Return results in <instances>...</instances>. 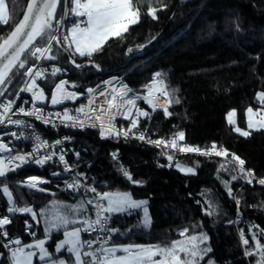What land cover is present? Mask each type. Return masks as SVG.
Instances as JSON below:
<instances>
[{"label": "trees", "instance_id": "16d2710c", "mask_svg": "<svg viewBox=\"0 0 264 264\" xmlns=\"http://www.w3.org/2000/svg\"><path fill=\"white\" fill-rule=\"evenodd\" d=\"M7 2L9 22L0 24V43L19 23L29 0ZM134 3L140 8V22L130 26L122 38H110L92 55H79L80 67L70 65L66 51L53 46L56 61L67 67L68 72L63 75L67 83L82 90L88 84H97L117 74L133 90L145 91L144 86L150 83L153 73L162 70L175 100L179 101L169 108L171 114L152 111L140 101V109L149 115L139 116L135 128L131 123L134 119L119 123L131 131H156L167 140L176 138L182 131L183 141L191 145L217 144L228 151V157L239 156L248 168L264 178V130H251L245 137L227 121L228 112L235 109L239 125L247 128V108L261 107L257 93L264 91V0H134ZM149 7L158 9L156 19L147 14ZM62 8L63 0L57 10L58 18ZM55 28L54 22L52 34ZM46 44L44 38L36 46ZM22 60L26 61L25 68L17 66L12 70L0 88L4 89L0 101L16 94L25 69L36 58L26 53ZM63 76L51 74L44 81L49 98ZM77 141L86 149L79 168L85 171L88 181L105 182L103 191L126 190L148 201L152 221L149 229L138 226V212L111 215L112 227L119 230L114 233L115 244L170 246L187 228V235L201 232L208 235L207 244L217 264H264L255 244L259 240L264 247V235H261L264 186L248 183L240 168L229 160L174 154L169 165L166 159L158 158L159 151L154 147L134 138L102 139L93 129L80 131ZM178 163L190 165L196 172L185 173L177 168ZM125 171L132 180L124 175ZM37 174L47 178V182L37 188L28 187L25 178ZM233 176L237 179L233 180ZM5 185L12 193L11 201L3 193ZM53 202L65 207L69 221L87 212L85 198L68 188L62 175H51L49 169L38 172L34 164L27 163L0 177V218L10 215L11 221L1 228L8 236L0 235L3 253L0 264H12L1 241L18 239L20 244H28L50 237L47 246L54 249L64 231L77 225L69 223L53 229L42 214ZM81 204L86 207L80 208ZM10 207L31 208L36 216L9 212ZM241 232L249 241L247 245ZM40 263L36 258V264Z\"/></svg>", "mask_w": 264, "mask_h": 264}, {"label": "snow or ice", "instance_id": "6c2138e0", "mask_svg": "<svg viewBox=\"0 0 264 264\" xmlns=\"http://www.w3.org/2000/svg\"><path fill=\"white\" fill-rule=\"evenodd\" d=\"M69 4L71 7H69ZM61 6V0H29L27 4V10L23 15V19L15 26L14 30L11 32L9 37L0 43V85L5 83V80L9 78V74L14 68L19 66V68H25L26 61L22 60L21 57L25 53H30L31 56L37 59H55L51 56L52 41L57 44L66 45L65 50L74 49L75 53L80 56L92 55L96 51L100 50L110 38H122L126 33H128L130 26L136 25L140 22L141 13L140 8L134 3V0H63V8L61 9V15L57 16V10ZM163 7H166L164 5ZM158 9L155 7H149L147 14L153 19H156V13ZM74 16L78 19V22L74 23L67 31L63 34L62 39L60 35L52 34L54 27V22L56 25H63L65 19L68 16ZM86 18V19H84ZM9 22V14L6 5V0H0V23L7 24ZM56 32L60 31L59 27H56ZM47 38V46L44 48L38 47L37 41L39 39ZM141 48L144 45L140 46ZM131 51V50H129ZM47 54V55H46ZM75 64V61H72ZM80 67V65H76ZM96 67H99L98 65ZM61 71L58 68L52 69V74L55 75L57 72ZM27 75L34 77H43L42 71H36L33 73V68H27ZM162 73H155V79L151 81L149 85H146L148 95L143 97L147 102L152 105L153 110L157 108L156 101L158 100L157 94L168 97V104L173 103L168 91L167 85L161 79ZM105 83H111L105 82ZM66 81L61 80L55 85L51 97L52 104H61L64 100L76 99L77 94L74 92H66L64 90V85ZM39 88L36 83V79L33 78L31 84L26 88L21 89V91L31 92L35 100H45L44 91L42 88L39 91H33V89ZM89 93L95 92V89H87ZM131 91L127 85H122L121 89H113L112 94L106 99L105 103L107 107L105 108L103 104L97 107H92L95 103L94 100L89 101V109L91 112H96L99 109L100 114L95 116L96 120L100 121V127L102 129V135H120L121 132L115 128L112 121L115 119L116 114L125 115L126 118L130 117L133 108L136 105V99H126L128 93ZM82 94V93H81ZM4 95V89H0V96ZM99 95L104 96L105 93L102 91ZM257 99L259 105L261 106L260 111H254L252 107L246 110V124L248 130H243L236 125L234 117L236 116V110H232L227 114L228 123L234 125V130L240 133L242 136H249L251 130H264V91L257 94ZM178 103L179 101H175ZM15 101H8L5 104H0V108L3 109L0 112V125H4L7 120L8 124L20 125L23 122L20 120H12L7 117L6 114L12 110V106ZM127 106V107H125ZM163 108L166 115H170L168 108L166 106L160 105ZM125 109L121 112V109ZM83 107L77 111L83 112ZM19 112L24 113V108H19ZM41 110L35 108L33 111L25 113L26 115L35 116L37 119H42L40 115ZM104 114H107L108 120L105 123L102 118ZM51 115V114H49ZM60 116L59 113L56 114ZM138 116L147 117L149 113L147 111H138ZM258 117V118H257ZM65 121H71L75 119L74 117L68 115V111L65 110L63 117ZM46 123L50 121L45 119ZM79 126H83L82 122H78ZM132 127H137L138 121H131ZM76 126V125H73ZM130 131V130H129ZM123 135L127 136L128 131H124ZM22 135V134H21ZM12 137L20 139L16 136V133H11ZM141 140L145 139L144 135L141 134L139 137ZM185 138L184 132H179L177 137L171 141L156 140L150 141L157 145H164L165 147H170L172 149H177L180 152H201L203 155L215 154L217 156H228L229 153L226 149L217 150V145L213 144L210 150L202 151L197 147H191L187 145H178L177 139L183 141ZM36 140L39 141L38 148H43L47 146L46 141H41L40 137L37 136ZM62 141H56V144H61ZM12 148L8 144L3 142V138L0 137V177H5L8 172L15 171L26 163L34 162L37 165H43L47 161L52 159L51 155H45L42 158L34 159V153L28 154H11ZM7 153L8 155H4ZM79 155V154H77ZM115 155V154H114ZM233 160H235L241 167L240 172L244 174L248 183L252 182L254 177V172L252 170L245 171L244 164L245 161L239 156L232 154ZM60 161L65 163L66 170L67 162L65 161L64 155L59 156ZM171 161L172 156H168ZM12 167H9V166ZM177 167L181 171H187L193 173V168H184L177 164ZM223 167V165H221ZM56 175V174H54ZM124 175L132 180V176L129 172L125 171ZM233 180L237 177L233 176ZM45 182L41 181L39 177H29L24 183L31 188H37L38 183ZM133 183H141L140 181H133ZM260 185H264V178L258 180ZM79 180L74 181L72 184H68L67 187L71 189H78ZM43 191V189H41ZM92 193H96L95 196V219H85L83 223V228L75 227L71 231H65L63 235L65 239L57 245L56 251L59 252L65 245H67V251L69 253L75 254V264H199V261L203 257L211 252L210 248L200 249L199 244L208 239L207 235L200 234L199 236H187L188 229L185 228L181 231L180 235L185 237L184 240H174L171 242L170 246L161 247L159 245H123V246H107L109 241L112 239L110 233H118L116 228H108V221L111 220V216L105 215L106 213H119L128 208L137 209L144 206V224L145 226L150 224V218L148 216V209L145 206L147 201H138L133 199L132 194L129 192H103L98 193L95 187L90 189ZM3 193L8 197L9 200L12 199V193L9 191L7 185L3 187ZM229 194H231V189H229ZM106 201V204L103 203ZM93 203L92 200L87 201L88 205ZM239 203V202H237ZM80 208H85L86 205L81 204ZM9 212H28L32 213L33 216L36 215L31 208H17L10 207ZM59 224L53 223V228H59L61 225H68L69 223L76 224L77 221H69L66 216L58 217ZM11 221L8 217L0 218V228L4 225L9 224ZM93 231H103L106 237L101 239L97 236L96 239L92 240H82L81 233H91ZM5 237L8 236L6 231L3 232ZM243 236V232H241ZM253 238H255L256 233H253ZM261 235H264V230H261ZM13 243L19 245L20 240H15ZM99 243V247L93 251L82 252L85 245L89 248L93 244ZM243 243L247 245L249 243L248 239H243ZM257 254L260 255L261 261L264 262V247L260 245L259 240L255 241ZM45 240H37L34 245H27L28 248L39 249V259L45 260L51 254L44 247ZM5 248L8 245H4ZM118 252H123L124 255H117ZM184 254V258L181 257ZM252 255V253H247ZM2 255V254H0ZM13 261L15 264H33V257L36 253L33 251H25L24 248H16L11 252ZM83 256L90 257L91 260L85 261L82 259ZM159 256V259L156 257ZM51 264H67L65 260H53ZM211 264V262H210Z\"/></svg>", "mask_w": 264, "mask_h": 264}, {"label": "built area", "instance_id": "2783aa9c", "mask_svg": "<svg viewBox=\"0 0 264 264\" xmlns=\"http://www.w3.org/2000/svg\"><path fill=\"white\" fill-rule=\"evenodd\" d=\"M69 7H71L70 4H69ZM78 19L80 18L71 16V15L68 16L65 19V22L63 25H56V27L60 28V31L56 32L55 31L56 28H55L53 34L60 35L62 39L63 34L67 33V25L70 23L78 22ZM54 45H57L63 48L64 50L66 48V45L57 44L55 41H52L50 55L55 57V59H43V58L37 59L36 58V60L33 63L27 66V68L28 67L33 68V73H35L36 71H42L43 77H34V76L27 75V68H26L24 72V80L21 86L19 87L18 91L16 92V94L12 97L5 98L4 100L0 101V104H5L8 101H15V103L12 106V110L8 112L6 116L10 117L12 120H20L23 122L20 125H15V124H8L6 120L4 125H0V134H1V137L3 138V142L8 144L9 147L12 148L13 151L11 154L13 155L17 153L25 154V155L28 153H34L35 154L33 156V160H34V159L42 158L45 155H51L55 153V155L52 156V159L47 161L43 165H37L34 162H29L36 166V170L38 172H44L47 169H49V171L51 172V175L60 174L63 176V180L66 185L72 184L74 181L79 180L80 184H79L78 189H73V190L77 194L85 198L86 202L89 200L93 201L91 205H87V212L85 213V215L81 216L80 218L76 220L80 228H83L82 222L85 219H89V218L93 220L95 219V213H96L95 203L96 202L94 198L96 196V193H92L90 189L92 187H95L98 193H103V190L101 188L106 186L105 182L96 183V182L88 181L86 179L85 171L79 168V163L82 162V160L84 159L83 152H86V149L82 145H80L77 141V136L80 131H84L86 129L97 130L99 136L102 139H110L114 137L134 138L143 144H146V145H149L151 147L158 149L159 151L158 158H160V160L166 159L169 165H172L173 159L170 161L168 159V156L173 157L174 154H194V155H199V156L222 157L226 160H229L230 162H232L239 168L241 167L235 160H233V158H230L228 156L226 157L217 156L215 154L203 155L201 152H180L177 149H172L170 147H165L164 145H157L155 143H151L150 141H156V140L171 141V140H167L163 137L158 136L156 131H151V132L131 131L125 125L119 123V120H131L134 118L135 114L139 110L140 101H143L152 111H159V110L164 111L163 108L160 107V105L166 106L169 110V108L173 105L174 99L172 96L170 83L167 77L165 76V74L162 73L160 70H156L153 73L151 81L155 79V73L157 72L162 73L161 79L167 85V91L171 99L173 100V103L168 104V97H164L163 95L157 94L158 100L156 101V103L158 106L155 110H153L152 105H150L147 102V100L143 98L148 95V92L145 86H144L145 91L133 90L123 80V78L117 74L112 75L111 77L97 84H88L82 90L68 89V92H74L77 94L76 99L64 100L61 104L54 105L51 103V99L47 97L45 100H42L41 103H38L34 99L31 92L21 91V89L26 88L29 84H31L33 78H35L36 83L39 85V88L33 89V91H39V89L42 88L44 91V95H46L47 93L44 88V81L52 74V69L54 68L60 69L61 71L55 74L59 76H63L64 74H67L68 72L66 66H63L62 64L56 61L57 58L52 52ZM46 46L47 44L44 46H40V47L44 48ZM66 53L68 55V62L70 65L72 66L79 65V63L77 62V58L79 57V54L75 53L74 49H69L66 51ZM73 60L75 61V64L72 63ZM62 80L66 81L67 83L66 77L63 76ZM109 81L111 82L110 84L105 83ZM150 83H148L147 85H149ZM122 85H127V87L131 89L126 99L135 98L136 99L135 108H133L132 114L128 118H126L125 115H121V114L115 115V119L112 121V123L115 125V128L121 132L120 135H116L115 133L112 135H107V134L102 135V129L99 126L100 121L95 119V116L100 114L99 109L97 108L96 112H91L88 107L89 101L90 100L95 101L92 107H97L98 105L103 104L104 107L106 108L107 107L105 103L106 99L112 94L113 89L119 90L121 89ZM89 88L95 89V92L89 93L87 91V89ZM102 91L105 93L104 96L99 95V93ZM21 107L25 109L24 113H21L18 111V109ZM82 107L84 109L83 112L77 111L78 109H81ZM35 108H38L41 110L40 115L43 117L42 119H37L35 116H30V115L25 114L27 112L33 111ZM65 110L68 111V115L74 117L75 119L71 121L63 120L62 117H63ZM2 111L3 109L0 108V112ZM124 111L125 109L122 108L121 112H124ZM57 113H59L60 116H57L56 115ZM102 118L104 119L105 123H107V120H108L107 114H104ZM45 119L49 120L50 122L46 123ZM78 122H82L83 126L82 127L79 126ZM73 125H76V126H73ZM124 131H128L127 136L122 134ZM13 132H15L16 136L20 137V139H16L15 137H12L11 133ZM141 134L144 135L145 139L141 140L139 138ZM37 136L40 137L41 141L47 142V146L43 148H39L38 151H37V148H38L39 141L36 140ZM58 140L62 141V143L56 144V141ZM177 143L178 145H187L191 147H197L201 149L202 151L210 150L212 146V145L195 146L185 141H179V140H177ZM217 150L219 151V150H224V149L220 147L219 145H217ZM61 154L64 155L65 161L67 162V169L69 170H66L65 163L60 161L59 156ZM4 155H8V154L5 153ZM23 166H21L20 168H17L16 170L21 169ZM9 167H12V166L10 165ZM243 167L245 171L252 170L254 172V177L251 178L252 182L258 183V180L261 179V177H259L255 173L254 169L248 168L246 164H244ZM33 176L39 177L41 181L47 182L48 180L47 178H43L42 176L37 174V175H31V176L26 177L25 181H27L29 177H33ZM45 182H41V183H45ZM41 183H38V184H41ZM105 215L111 216L109 213H106ZM3 217H8V219L10 220V215H5ZM111 223H112V217H111V220L108 221V224H107L108 228H113ZM3 232L4 230H1L0 228V235H3ZM82 235L85 240H92V239H96L97 236L103 239L108 234H106L103 231H93L91 233L82 232ZM110 235L112 236V239L109 241L107 246H113V245L117 246V244L113 242L114 233H110ZM242 237L243 239H245L244 235ZM1 242H2V246L4 250L10 256H12L11 255L12 250H15L16 248H20L19 246L15 245L11 240L1 241ZM4 245H8V247L5 248ZM98 247H99V243L93 244L91 248L85 245V248L90 249V250H95ZM90 260L91 258H89V262Z\"/></svg>", "mask_w": 264, "mask_h": 264}, {"label": "rangeland", "instance_id": "374dc122", "mask_svg": "<svg viewBox=\"0 0 264 264\" xmlns=\"http://www.w3.org/2000/svg\"><path fill=\"white\" fill-rule=\"evenodd\" d=\"M74 23H70V24H68L67 25V28L69 29L72 25H73ZM162 73H163V71L162 70H160ZM115 75V74H114ZM171 87V86H170ZM171 90H172V87H171ZM173 92V91H172ZM259 92H261V91H259ZM258 92V93H259ZM257 93V94H258ZM47 95V94H46ZM45 95V97L47 98V96ZM173 98H174V102L176 101L175 100V96L173 95ZM38 103H41L42 102V100H36ZM253 108V110L254 111H260L261 110V107H252ZM232 110H235V109H232ZM232 110H230V111H232ZM138 111H145V110H138ZM229 111V112H230ZM228 112V113H229ZM139 118V116L136 114V116H135V118H134V120H137ZM258 118V117H257ZM234 119H235V121H236V125L235 126H239L241 129H243V130H248L247 128H242L240 125H239V123H238V119H237V113H236V116L234 117ZM228 121V120H227ZM234 125H233V127H235ZM0 137H1V134H0ZM181 167H184V168H193L194 169V172L193 173H195L196 172V170H195V168L194 167H192V166H190V165H186V164H182V163H178ZM178 168V167H177ZM179 170H180V168H178ZM183 172H185V173H189V172H187V171H183ZM193 173H189V174H193ZM39 185V184H38ZM9 188V187H8ZM9 191H10V189H9ZM11 192V191H10ZM103 192H129V193H131L130 191H126V190H105V191H103ZM132 194V193H131ZM132 197H133V199H135V200H138V201H147V199L146 198H136V197H134L133 196V194H132ZM8 198V197H7ZM12 200V199H11ZM10 200V201H11ZM104 203L106 204V201H104ZM146 207H147V209H148V216H149V218H150V224L149 225H147V226H145V224H144V219H145V217H144V206H142L141 208H137V209H132V208H128V209H126V210H124V211H121V212H127V213H131V212H138L139 214H140V221L138 222V226L139 227H141L142 229H149L150 227H151V214H150V211H149V206H148V201H147V204L145 205ZM42 214H43V219L46 221V222H49V224H53V223H57V224H59V220L57 219L58 217H63V216H65V207L62 205V204H60V203H58V202H53V203H51L48 207H45L44 209H43V211H42ZM110 214H115V213H110ZM36 216V215H35ZM82 216V215H81ZM81 216H78V217H76V218H74L73 219V221H76L78 218H80ZM77 224V223H76ZM75 227H80L79 225H76V226H73V227H71V228H68V229H66L65 231H71V230H73V228H75ZM53 229H57V228H53ZM64 231V232H65ZM200 234H205V235H207L206 233H203V232H201V233H198V234H193V235H195V236H199ZM193 235H187V236H193ZM244 235V238H245V234H243ZM207 237H208V235H207ZM81 238H82V240H85L84 239V237H83V235H82V233H81ZM65 239V236L63 235L61 238H59L58 240H57V242H56V244H55V247H54V249H51V248H49L47 245H46V242H47V240H48V237L47 238H45V239H40V240H45V245H44V247L49 251V253L53 256V255H61V256H59L58 258H57V261L58 260H65L66 262H67V264H75V254L74 253H69L68 251H67V245H65L64 246V248H62L59 252H57L56 251V247H57V245L58 244H60V242L61 241H63ZM185 239V237H183V236H181V238H179V239H177V240H184ZM208 239H209V237H208ZM208 239L206 240V241H204V242H202V243H200L199 244V247H200V249H206V248H210L211 249V247L207 244V242H208ZM246 239V238H245ZM35 242L36 241H34V242H32V243H28V244H21V248H24V250H30V251H35L36 253H37V255H38V257H39V249H37V248H28V247H26L27 245H34L35 244ZM129 244H133V245H152V244H144V243H137V242H128V243H120V244H117V246H123V245H129ZM85 251H93V250H90V249H86L85 247H84V249H82V252H85ZM211 251H212V249H211ZM254 253L256 252V250H254L253 251ZM62 253H64V254H62ZM50 255V256H51ZM117 255H124V253L123 252H119ZM49 256V257H50ZM86 257L87 256H83L82 257V259H84V260H86ZM181 257L182 258H184V254H182L181 255ZM156 259H159V256H157L156 257ZM54 260H56V259H54ZM53 261V259L52 258H50V259H46V260H43V262L41 263V264H51V262ZM210 262H211V264H217L216 262H215V260H214V258L211 256V252H209V253H207L204 257H203V259H201L200 261H199V264H210Z\"/></svg>", "mask_w": 264, "mask_h": 264}, {"label": "crops", "instance_id": "0c3cea01", "mask_svg": "<svg viewBox=\"0 0 264 264\" xmlns=\"http://www.w3.org/2000/svg\"><path fill=\"white\" fill-rule=\"evenodd\" d=\"M6 5H7V9H8V14H10L9 13V6H8V2H7V0H6ZM84 19H86V18H84ZM74 23H76V22H74ZM0 24H3V23H0ZM67 31H68V28H67ZM64 90L66 91V92H68V89L66 88V86L64 85ZM50 241V237H48V240H47V242H46V245H47V243ZM26 252L27 251H30V250H25ZM33 252H35V251H33ZM36 253V252H35ZM0 254H2V255H0V260L2 259V257H3V253L2 252H0ZM182 255V254H181ZM52 257V255L50 256V257H46L45 258V260L46 259H50ZM36 258H38L39 259V257H38V255H37V253H36V256H34L33 257V264H36ZM54 259H56L57 260V258H53V260ZM40 260V259H39ZM41 261V263L43 262L42 260H40ZM86 261V260H85ZM40 263V264H41ZM13 264H15V262L13 261Z\"/></svg>", "mask_w": 264, "mask_h": 264}, {"label": "water", "instance_id": "95a60500", "mask_svg": "<svg viewBox=\"0 0 264 264\" xmlns=\"http://www.w3.org/2000/svg\"><path fill=\"white\" fill-rule=\"evenodd\" d=\"M26 10H27V9H26ZM26 10H25V12H26ZM24 14H25V13H24ZM21 19H23V16H22ZM13 30H14V29H13ZM13 30H12V31H13ZM10 34H11V33H10ZM10 34H9V35H10ZM9 35H8L5 39H7V38L9 37ZM5 39H4V40H5ZM2 42H3V41H2ZM2 42H1V43H2ZM25 54H26V53H25ZM24 56H25V55H24ZM24 56H22L21 59H22ZM1 87H2V85H0V88H1ZM69 87H72V85L69 84Z\"/></svg>", "mask_w": 264, "mask_h": 264}]
</instances>
